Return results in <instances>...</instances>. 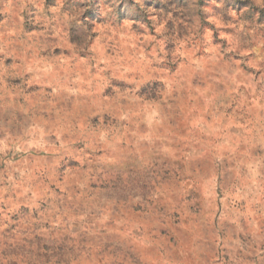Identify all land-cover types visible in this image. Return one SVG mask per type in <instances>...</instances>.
Returning a JSON list of instances; mask_svg holds the SVG:
<instances>
[{
    "label": "clouds",
    "instance_id": "9594fccd",
    "mask_svg": "<svg viewBox=\"0 0 264 264\" xmlns=\"http://www.w3.org/2000/svg\"><path fill=\"white\" fill-rule=\"evenodd\" d=\"M0 264H264V0H0Z\"/></svg>",
    "mask_w": 264,
    "mask_h": 264
}]
</instances>
